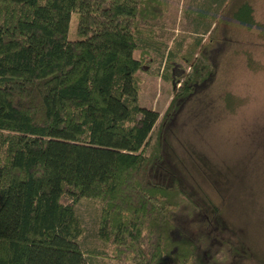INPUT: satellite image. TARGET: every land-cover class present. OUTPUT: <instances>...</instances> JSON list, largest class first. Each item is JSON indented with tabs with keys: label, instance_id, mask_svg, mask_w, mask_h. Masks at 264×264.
Wrapping results in <instances>:
<instances>
[{
	"label": "trees",
	"instance_id": "1",
	"mask_svg": "<svg viewBox=\"0 0 264 264\" xmlns=\"http://www.w3.org/2000/svg\"><path fill=\"white\" fill-rule=\"evenodd\" d=\"M164 6L0 0V264H95L90 256L101 251L82 245L76 202L83 197L98 201L96 233L114 257L208 264L202 250L212 246L183 225L193 207L180 202L184 191L164 163L160 139L147 147L158 111L138 102L142 56L135 51L150 45ZM232 15L256 24L249 1ZM192 65L160 128L203 76L206 63ZM161 170L174 181L161 180ZM212 206L205 222L226 209Z\"/></svg>",
	"mask_w": 264,
	"mask_h": 264
},
{
	"label": "rangeland",
	"instance_id": "2",
	"mask_svg": "<svg viewBox=\"0 0 264 264\" xmlns=\"http://www.w3.org/2000/svg\"><path fill=\"white\" fill-rule=\"evenodd\" d=\"M245 1L256 22L251 27L232 15ZM152 23L150 45L135 51L142 56L138 102L158 111L147 147L160 139L164 163L184 191L180 202L193 207L183 225L209 241L211 249L202 250L208 264H264V0H165ZM73 29L72 14L71 35ZM195 61L206 63L203 76L160 128ZM212 205L226 209L205 222L202 215ZM97 206L85 197L76 202L82 245L101 251L91 254L92 263L132 264L114 257L111 243L97 235Z\"/></svg>",
	"mask_w": 264,
	"mask_h": 264
}]
</instances>
